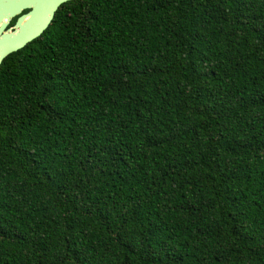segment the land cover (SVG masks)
I'll list each match as a JSON object with an SVG mask.
<instances>
[{
  "label": "trees",
  "instance_id": "trees-1",
  "mask_svg": "<svg viewBox=\"0 0 264 264\" xmlns=\"http://www.w3.org/2000/svg\"><path fill=\"white\" fill-rule=\"evenodd\" d=\"M0 264H264V0H72L5 58Z\"/></svg>",
  "mask_w": 264,
  "mask_h": 264
},
{
  "label": "water",
  "instance_id": "water-1",
  "mask_svg": "<svg viewBox=\"0 0 264 264\" xmlns=\"http://www.w3.org/2000/svg\"><path fill=\"white\" fill-rule=\"evenodd\" d=\"M72 0H0V65L9 55L39 38L59 7ZM24 11H28L22 14ZM16 19L13 27L11 21Z\"/></svg>",
  "mask_w": 264,
  "mask_h": 264
},
{
  "label": "flooded vegetation",
  "instance_id": "flooded-vegetation-1",
  "mask_svg": "<svg viewBox=\"0 0 264 264\" xmlns=\"http://www.w3.org/2000/svg\"><path fill=\"white\" fill-rule=\"evenodd\" d=\"M27 12H28V11H24L22 14H25V13H27ZM16 19H17V18H14V19L11 21L9 27H13V25H14L15 22H16Z\"/></svg>",
  "mask_w": 264,
  "mask_h": 264
}]
</instances>
